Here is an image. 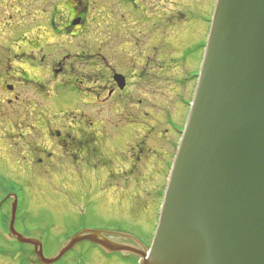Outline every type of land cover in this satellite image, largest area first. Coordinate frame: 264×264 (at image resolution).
I'll use <instances>...</instances> for the list:
<instances>
[{"label": "rangeland", "instance_id": "obj_1", "mask_svg": "<svg viewBox=\"0 0 264 264\" xmlns=\"http://www.w3.org/2000/svg\"><path fill=\"white\" fill-rule=\"evenodd\" d=\"M39 1L43 2H33L37 5ZM60 1L50 0L53 4ZM211 3L212 0H85V8L90 10L86 20L91 34L87 31L84 37H94L96 31L105 49L104 38L112 34L117 37L113 46L117 69L122 71L119 67L129 59L134 62V67L122 71L133 77L129 81L133 83L130 101L121 99L123 105H128L127 112L132 109L127 116L121 113L120 102L115 114L109 112L112 100L108 92L107 97L102 96L104 110L98 116L97 107L89 102L92 96L86 93L85 88L91 85L87 78L80 85L85 92L80 94L76 87L78 96L71 83L62 87V94L51 100L52 109L48 108L46 95L34 90L33 95L25 92L19 100L12 104L6 101L2 107L0 187L15 184L22 190L23 208L16 230L42 240L47 259L55 257L66 240L81 229L122 232L144 245L174 139L173 130L177 129L189 86L184 79L192 75ZM159 30H164L162 36ZM127 37H132L131 43ZM167 116L171 117L170 126L165 125ZM48 127L52 132L62 130L64 137H74L76 143L61 148L57 138L46 134ZM80 142H84L82 150H70ZM73 157L84 165L71 164ZM3 193L0 188V202L5 199ZM0 210V221L3 215L9 219L10 203H3ZM6 237L0 228V248L8 247ZM111 239L124 244L131 240L123 236ZM75 248L62 257V264L138 263L134 258H108L88 243ZM21 250L30 253L32 264H43L34 249ZM17 259L0 257V264H19Z\"/></svg>", "mask_w": 264, "mask_h": 264}, {"label": "water", "instance_id": "obj_2", "mask_svg": "<svg viewBox=\"0 0 264 264\" xmlns=\"http://www.w3.org/2000/svg\"><path fill=\"white\" fill-rule=\"evenodd\" d=\"M206 43L159 224L158 193L144 243L150 249L130 235L84 230L47 259L41 241L16 231L15 196L10 231L34 247L41 263L55 264L90 242L108 254L134 255L139 264H264V0H212L191 78L200 72ZM192 83L177 130L183 129ZM171 153L172 146L168 161ZM118 236L133 245L111 239Z\"/></svg>", "mask_w": 264, "mask_h": 264}, {"label": "flooded vegetation", "instance_id": "obj_3", "mask_svg": "<svg viewBox=\"0 0 264 264\" xmlns=\"http://www.w3.org/2000/svg\"><path fill=\"white\" fill-rule=\"evenodd\" d=\"M33 1L0 0V112H2L6 101L8 104H12L19 100L20 95L25 92L33 95V90L46 95L47 101H49L48 108L52 109L51 100L62 94V87L71 83L73 92L77 96L81 92H85L83 89L81 91L80 85L84 84L86 78L91 82V85L85 88L88 90L86 93L92 96L89 98V102L92 101V106L97 107L98 116L104 110L102 104L105 102L102 103V96L107 97V92L109 99L112 100L111 106L107 107L110 108L109 112L115 114V108L119 106L118 102L121 103L122 114L127 116V113L132 112V109L127 112L128 105H123L121 99L130 101L129 90L133 83L129 81L133 77L130 75L129 78V75L122 71L134 67V62L129 59L119 67L122 71L117 69L113 62L116 56L113 46L117 37H113L112 34L104 38V41L107 42L105 49H103L102 36L97 37L96 31H93L95 38L84 37L87 31L88 34H91V30L87 29L89 25L86 20V16L88 18L90 15V10L85 8V0H61L54 4L50 0H42L43 2L39 1L37 5ZM64 4L66 7L62 8L61 6ZM159 31L162 36L164 30ZM126 39L131 43L132 37ZM143 76L144 74L142 78ZM197 80V78L189 76L184 79L187 84L193 82L192 85L195 84V87ZM185 83L182 85L186 86ZM109 86L112 88L109 89ZM22 88L25 90H21ZM152 90L155 91L153 86ZM160 92L161 90L158 95ZM152 94L155 96L154 92ZM149 95L150 93H147L146 96ZM114 97L115 100H113ZM192 99L193 97L186 100L187 110ZM25 101H29V99ZM30 101H33V97ZM70 112L74 114L73 111ZM64 113H62L63 116ZM63 116L62 118H64ZM167 117L165 125L170 126L171 117ZM78 124L81 122L79 121ZM30 127L33 129V126ZM61 131L52 132L49 128L46 134L49 137L53 135L57 138L61 148H67L70 147V144L76 143L74 137H64L65 134L62 135ZM173 131L175 132L173 137L178 135V138L172 142V153L169 161L165 163L166 174L164 176L166 178L181 136L180 129L177 130L175 127ZM89 145L92 144L89 143ZM83 147L84 142H80L72 146L70 150L78 152ZM95 151L96 149H94V154ZM30 156L33 161L32 152ZM72 156H74L73 153ZM75 159L77 158H72L71 164L76 162L83 164ZM40 162L42 163L43 159ZM4 220L7 221L5 215H3L2 222Z\"/></svg>", "mask_w": 264, "mask_h": 264}, {"label": "trees", "instance_id": "obj_4", "mask_svg": "<svg viewBox=\"0 0 264 264\" xmlns=\"http://www.w3.org/2000/svg\"><path fill=\"white\" fill-rule=\"evenodd\" d=\"M2 189V191L4 192L3 194H5V196L12 192V191H18L19 193H22V190L18 189V187L15 184H11L9 186H2L0 187ZM7 221L4 220V223H6ZM24 248V247H23ZM5 256V257H9V256H18L19 257V264H29L28 261L30 259V253L23 251L20 249L19 245H11L9 244L7 248L5 249H0V256Z\"/></svg>", "mask_w": 264, "mask_h": 264}, {"label": "bare ground", "instance_id": "obj_5", "mask_svg": "<svg viewBox=\"0 0 264 264\" xmlns=\"http://www.w3.org/2000/svg\"><path fill=\"white\" fill-rule=\"evenodd\" d=\"M29 236V235H28ZM31 237H28L29 239H33V236L32 235H30ZM35 240H37V239H35Z\"/></svg>", "mask_w": 264, "mask_h": 264}]
</instances>
